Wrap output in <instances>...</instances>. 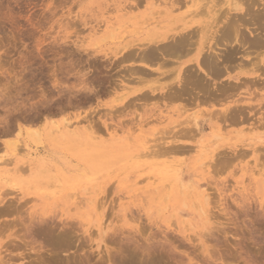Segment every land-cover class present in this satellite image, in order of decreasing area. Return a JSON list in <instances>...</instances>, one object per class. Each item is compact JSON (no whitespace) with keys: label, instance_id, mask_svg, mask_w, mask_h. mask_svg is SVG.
Segmentation results:
<instances>
[{"label":"rangeland","instance_id":"1","mask_svg":"<svg viewBox=\"0 0 264 264\" xmlns=\"http://www.w3.org/2000/svg\"><path fill=\"white\" fill-rule=\"evenodd\" d=\"M175 1L0 0L5 264H71L88 256L91 264H112L120 248L134 245L139 256L156 253L160 264H264V89L250 94L239 85L234 96L208 98L205 88L215 82L191 60L200 30L223 18L231 0ZM263 1L253 12L258 5L264 12ZM185 31L195 46L181 59L169 57L165 49ZM183 85L193 91L181 94ZM180 170L193 189L180 188ZM41 217L60 227L57 234L64 222H77L70 238L62 235L64 247L35 235Z\"/></svg>","mask_w":264,"mask_h":264},{"label":"bare ground","instance_id":"2","mask_svg":"<svg viewBox=\"0 0 264 264\" xmlns=\"http://www.w3.org/2000/svg\"><path fill=\"white\" fill-rule=\"evenodd\" d=\"M175 1V0H174ZM250 1V0H248ZM253 1V0H252ZM176 2V1H175ZM174 2V3H175ZM251 2V1H250ZM245 5V3L243 2V0H231V3L230 4V10L229 12H226L227 14L225 15L223 13V18H222V14L220 15H217L213 18V22L210 24V22H207L209 25L205 26L204 28H202L200 31H201V38L200 37H197L200 41H199V45L198 47L195 49L196 50V54H195V57L193 60H191V62H194L198 65L199 68L203 69L205 72H206V75L207 77L210 78L211 80V83L212 82H215L213 85L214 87L213 88H208L206 89L205 88V92L207 91L208 92V98L212 97L211 100L215 101L218 97V96H221V95H227V96H230V95H235L236 91H238L241 86L239 87V85H243L242 86V89L244 87V90L246 89L247 91L249 90L250 94H251V91L253 93V90L251 89H254V91H258V90H261L264 89V20L262 17V12L259 10V8L261 6H257V9H258V13L257 12H253V7L254 5H257L256 2L257 0H255V4L254 3H250ZM254 2V1H253ZM260 2V0H259ZM258 2V3H259ZM178 3V2H177ZM247 3V2H246ZM261 3H264L261 2ZM179 4V3H178ZM254 4V5H253ZM227 5V4H226ZM136 6V5H135ZM181 6V5H180ZM194 7H197L195 6V4L193 5ZM239 6V7H237ZM246 6V7H245ZM131 7V6H129ZM182 7V6H181ZM201 8V6H199ZM204 7V6H203ZM206 7V6H205ZM229 7V6H228ZM183 8V7H182ZM255 8V7H254ZM262 8H263V5H262ZM125 9V8H124ZM128 9V8H127ZM180 9V8H179ZM203 9V8H202ZM205 9V8H204ZM208 9V8H207ZM131 10V9H130ZM176 10V9H175ZM178 10V9H177ZM176 10V11H177ZM225 10V9H224ZM204 10H201V12L203 13ZM255 11V10H254ZM259 11L261 13H259ZM191 12V11H190ZM196 12V11H195ZM231 12H234V13H237V14H233ZM187 13V12H186ZM194 13V12H193ZM197 13V12H196ZM199 14V12H198ZM197 14V15H198ZM205 14V13H204ZM203 14V15H204ZM217 14V13H216ZM264 14V12H263ZM125 15V14H124ZM197 15H194L197 17ZM201 15V14H200ZM186 16H189V15H186ZM191 16V15H190ZM193 16V17H194ZM184 17V16H183ZM195 19V18H193ZM200 21V20H198ZM196 22V21H195ZM189 23H191L189 21ZM193 23H194V20H193ZM198 23V22H197ZM107 24H110L109 22H107ZM184 24V23H183ZM192 24V23H191ZM192 26V25H191ZM196 26V25H195ZM194 26V27H195ZM200 26V25H199ZM203 26V25H202ZM176 29V28H175ZM188 29V28H187ZM191 29V28H190ZM198 29V28H197ZM178 31H181V30H177ZM190 31V30H188ZM199 31V32H200ZM187 31H185L184 33L185 34H181L179 39L178 37L172 36L173 39H178L176 42H174V44L172 46H170L169 48L165 49L164 53L170 55L169 57H172L174 56V58H178V59H181L180 57L184 54V56H187L185 55L186 53H188L187 51H189L190 49L188 48H191V46H193L195 44V42L192 41V37L190 35H188V33H186ZM180 33H183V32H180ZM177 35V34H176ZM193 35V34H192ZM200 35V33H199ZM178 36V35H177ZM157 38V37H156ZM171 38V39H172ZM168 39V38H166ZM205 39H206V43H205ZM153 41V39H151ZM155 40V39H154ZM169 40V39H168ZM194 40H197V39H194ZM156 41V40H155ZM164 42V41H163ZM173 42V41H172ZM129 43V42H128ZM135 43V42H134ZM168 44V43H167ZM131 44H129L128 46H130ZM136 45V44H135ZM161 45V44H160ZM125 46V45H124ZM158 46V45H157ZM195 46V45H194ZM221 46H225L228 47V49H225L226 53L224 54H221L222 51L219 50V48ZM159 47V46H158ZM128 48V47H127ZM147 48V47H146ZM122 49V48H120ZM158 49V48H157ZM157 49L155 50V56L157 53ZM222 49V48H221ZM136 50V49H135ZM148 51H152V49H147ZM146 50V51H147ZM159 50V49H158ZM194 50V51H195ZM218 50L221 52H218ZM147 51V53H148ZM154 51V49H153ZM160 51V50H159ZM140 52V51H139ZM138 52V53H139ZM142 52V51H141ZM140 52V53H141ZM162 52V51H161ZM128 54V53H127ZM134 54V53H132ZM136 54V53H135ZM149 54V53H148ZM163 54V55H165ZM139 55V54H138ZM154 55H150L149 56H154ZM159 56H156L157 58H161V54L159 53L158 54ZM167 55V56H168ZM133 56V55H132ZM130 57V56H129ZM155 57V58H156ZM163 57V56H162ZM139 58H141L139 56ZM153 58V57H152ZM164 58V57H163ZM175 58V59H176ZM136 59V58H135ZM150 59V58H149ZM165 59V58H164ZM171 59V58H170ZM130 60V59H129ZM134 60V59H133ZM152 60V59H151ZM189 60V59H188ZM119 61V60H118ZM132 61V60H130ZM142 61V60H140ZM146 61V60H145ZM150 61V60H149ZM158 61V60H157ZM155 62V61H154ZM159 62V61H158ZM163 62V61H162ZM169 62V61H168ZM187 63V62H186ZM185 63V64H186ZM159 65H160V62H159ZM146 66V65H145ZM149 67V66H148ZM146 67V68H148ZM133 68V67H132ZM150 68V67H149ZM152 69V68H151ZM181 69V68H180ZM149 70V69H148ZM148 70L146 72H148ZM185 70V69H183ZM200 71V69H199ZM231 71H234L233 73ZM145 72V71H144ZM150 72V70H149ZM152 72V71H151ZM130 73V72H129ZM154 73V72H153ZM152 74V73H150ZM157 74V73H156ZM185 74V73H184ZM200 74V73H199ZM130 75V74H129ZM189 75V74H188ZM198 75V74H197ZM197 75H194V76H197ZM203 75V74H202ZM193 76V75H192ZM195 77H191V79H194ZM201 79V78H200ZM228 79L229 80H237L238 82H235V84H231V83H234V82H230L229 84L227 83L228 82ZM210 80H209V83H210ZM194 81L193 83H195V80H192ZM205 81V80H204ZM187 82V81H185ZM189 82V81H188ZM187 82V83H188ZM197 82V81H196ZM206 82V81H205ZM224 82H226L228 85L224 84ZM182 83V82H181ZM198 83L199 85L203 83V81L201 80V83L199 82L198 80ZM218 83L219 86H216V84ZM198 85V86H199ZM91 86V85H90ZM84 88V87H83ZM195 88V86H194ZM198 88V87H196ZM200 88V87H199ZM198 88V89H199ZM261 88V89H260ZM202 89V88H201ZM251 90V91H250ZM178 91H180L181 94H185L186 92H190V91H193L192 89L190 90L188 87L186 86H182L180 89L178 88ZM177 91V92H178ZM202 90H199V92L201 93ZM241 91V90H239ZM243 91V90H242ZM203 93H205L204 91H202ZM207 92L205 93L207 95ZM263 92V91H262ZM197 93V92H196ZM235 93V94H234ZM244 93V92H243ZM261 93V92H260ZM177 94V93H176ZM199 94V93H198ZM204 94V95H205ZM238 94V93H237ZM239 94H242L239 93ZM238 94V95H239ZM256 94V93H255ZM254 94V95H255ZM169 95V94H168ZM182 95V96H183ZM253 95V94H252ZM167 96V95H166ZM177 96V95H176ZM201 96V95H200ZM264 96V95H263ZM199 97V96H198ZM254 97V96H253ZM261 98V96H259ZM206 97L204 96V99ZM263 98V97H262ZM203 99V98H202ZM219 100L222 101V96L218 98ZM200 100V99H199ZM237 100V99H236ZM209 101V100H208ZM264 101V100H263ZM205 102H207V100L205 99ZM257 102V101H256ZM212 103V102H211ZM217 103V102H216ZM227 103V102H226ZM234 103V102H233ZM238 103V102H237ZM238 105V104H237ZM260 105V104H259ZM239 106V105H238ZM238 106H236V108H238ZM256 106V105H255ZM240 107V106H239ZM257 107V106H256ZM227 108V109H226ZM225 108V111H223L222 115H224V119L223 118H219V119H223L224 121H228L230 122L229 120H231V109H230V106L229 107H226ZM232 108V107H231ZM252 108H255V107H252ZM251 108V109H252ZM264 108V107H263ZM241 108H239L240 110ZM237 110V109H236ZM257 110V109H256ZM215 111V110H214ZM222 111V110H221ZM233 111H235L233 109ZM218 112V111H217ZM243 112V111H241ZM213 113V112H212ZM244 113V112H243ZM242 113V114H243ZM217 114V113H215ZM213 113V115H215ZM221 115V114H219ZM221 115V116H222ZM236 115V114H233V116ZM238 115V114H237ZM236 115V116H237ZM241 115V114H240ZM239 116V115H238ZM235 117V116H234ZM250 117V116H249ZM245 118V117H244ZM243 118V119H244ZM247 118V117H246ZM242 119V120H243ZM248 119V118H247ZM251 118H249L250 120ZM252 120V119H251ZM220 121V120H219ZM263 121V120H261ZM66 122V121H65ZM231 122H234V121H231ZM243 122V121H241ZM246 122V120H245ZM256 122V121H255ZM233 124V123H232ZM60 128V127H59ZM68 127H66L67 129ZM64 129V128H63ZM56 130V129H55ZM54 130V131H55ZM61 130V129H59ZM58 131V130H56ZM64 131V130H63ZM36 134V133H35ZM53 134V133H52ZM29 135V134H28ZM37 135V134H36ZM79 135V134H78ZM75 139V138H74ZM36 140H38L36 138ZM233 146V145H232ZM229 148V147H228ZM19 149V148H18ZM182 149V148H181ZM191 149V148H190ZM226 149V148H225ZM224 149V150H225ZM190 151V150H189ZM239 152V151H238ZM181 153V152H180ZM229 153V152H227ZM226 155V154H225ZM256 155V154H255ZM201 157V156H200ZM232 157V156H230ZM235 158V157H234ZM87 159V158H86ZM90 160V159H89ZM236 160V159H235ZM27 161V160H26ZM34 162V161H33ZM217 163V162H216ZM37 164V163H36ZM215 164V163H214ZM219 164V163H218ZM31 165V163H30ZM180 165V164H179ZM182 165V164H181ZM40 166V165H39ZM73 167V166H72ZM60 170V169H59ZM43 172V171H42ZM182 171L180 170L179 172L176 171V176L177 179L176 181L179 183L180 185V188H183L184 191H187L189 188H192L193 185H191V187L185 185L183 183V180L181 179L182 177ZM161 179V178H160ZM156 181V180H155ZM155 184V183H154ZM153 184V185H154ZM190 185V184H189ZM163 187V186H162ZM178 187V186H176ZM194 187V186H193ZM157 188V187H155ZM159 188V187H158ZM165 188V187H164ZM163 189V188H162ZM193 189V188H192ZM204 189V188H203ZM158 190V189H157ZM165 190V189H164ZM169 190V189H168ZM176 190V189H175ZM192 191V190H191ZM11 192V191H10ZM150 192V190H149ZM197 192V191H196ZM3 192H1L2 194ZM7 193V192H6ZM9 193V192H8ZM153 193V192H152ZM151 193V194H152ZM168 193V191L166 192ZM176 193V191H175ZM186 193V192H185ZM201 193V192H200ZM0 194V203L2 204L4 201H5V198L2 197V195ZM4 194V193H3ZM165 194V193H164ZM174 194V193H173ZM184 194V193H183ZM187 194V193H186ZM189 194V193H188ZM144 195V194H143ZM155 195V194H154ZM185 195V194H184ZM4 196V195H3ZM7 196V195H6ZM5 196V197H6ZM152 196V195H151ZM156 196V195H155ZM186 196V195H185ZM192 196V195H191ZM164 197V196H162ZM158 198V197H157ZM160 198V197H159ZM184 198V197H183ZM193 198V197H192ZM198 198V197H197ZM162 199V198H160ZM165 199V198H164ZM163 199V200H164ZM154 200V199H153ZM152 200V201H153ZM190 200V199H189ZM156 201V200H155ZM193 201V200H192ZM207 201V200H206ZM144 202V201H143ZM197 202V201H196ZM97 203V202H96ZM182 203H183V200H182ZM6 204V203H5ZM144 204V203H143ZM14 205V204H13ZM183 205V204H182ZM212 205V204H211ZM7 206V205H6ZM23 206V205H22ZM152 206V205H151ZM156 206V205H155ZM185 206H187L186 202H185ZM196 206V205H195ZM12 207H15V206H12ZM17 207V206H16ZM15 207V208H16ZM19 207V206H18ZM21 207V205H20ZM24 207V206H23ZM142 207V206H141ZM149 207V206H148ZM6 208V207H5ZM165 208V207H164ZM198 208V209H197ZM197 211L200 215V217H203L205 219V217L207 218V211L205 209V207L202 205V204H199L197 206ZM4 210V208H2ZM19 209V208H17ZM90 209V208H89ZM155 209V208H154ZM167 209V208H165ZM164 209V210H165ZM1 210V209H0ZM13 210V209H12ZM80 210V209H79ZM7 211V210H6ZM6 211H4V213H6ZM14 211V210H13ZM3 212V211H2ZM9 212V211H7ZM17 212V211H16ZM78 212V211H77ZM93 212V211H92ZM159 212V210H158ZM212 212V211H210ZM1 213V212H0ZM160 213V212H159ZM2 215H4L3 213H1ZM0 215V217L2 216ZM10 215H11V212H10ZM12 215H13V212H12ZM82 215V214H81ZM3 217V216H2ZM40 217V216H39ZM82 217V216H80ZM87 217V216H86ZM208 217H211L208 216ZM47 218V217H46ZM45 217H41L40 221L39 222V225H38V230H36L35 232V235L37 233V235L39 237H42L43 240L45 241L46 240V244H48L49 246H63V241H67V239H64L62 235H64V237H67L69 235H71L70 233H74L75 232V226H76V223L75 222V226L73 224H63V231L59 233L58 231V234H57V230H59L60 227H58L57 225H51L49 224V221L46 219ZM56 218V217H55ZM58 218V217H57ZM67 219V218H66ZM197 219V218H196ZM39 220V219H38ZM50 220V219H49ZM54 220V219H53ZM56 220V219H55ZM63 221V220H62ZM34 222V221H32ZM37 222V223H38ZM56 222V221H55ZM72 222V221H71ZM202 222V221H201ZM205 222V221H204ZM36 223V224H37ZM33 224V223H32ZM35 224V225H36ZM208 224V223H207ZM29 225H27L28 227ZM70 226V227H69ZM105 226V225H104ZM69 227V228H68ZM212 227V226H211ZM34 228V227H33ZM32 228V229H33ZM37 228V227H36ZM82 229V228H81ZM107 229V228H106ZM167 229V228H166ZM209 229V228H208ZM207 229V230H208ZM213 229V228H212ZM62 230V229H61ZM60 230V231H61ZM117 230V229H115ZM121 230V229H120ZM118 230V231H120ZM169 230V229H168ZM173 230V229H172ZM187 230V229H186ZM206 230V229H205ZM29 231V230H28ZM80 231V230H79ZM211 231V230H210ZM77 232V231H76ZM85 232V231H84ZM87 232V231H86ZM85 232V233H86ZM106 232V231H105ZM110 232V231H109ZM114 232V231H113ZM122 232V231H121ZM212 232V231H211ZM72 233V234H73ZM78 233V232H77ZM90 233V231H89ZM112 233V232H111ZM33 234V233H32ZM79 234V233H78ZM82 234V233H81ZM99 237H101L100 239V243H98V248H100V244L103 243V239L105 237H103V228L102 226L100 225L99 226ZM120 235V234H119ZM62 236V237H61ZM91 236V235H90ZM110 235H108L109 237ZM191 236V235H189ZM204 236V235H203ZM206 236V235H205ZM213 236V235H212ZM107 237V236H106ZM107 237V238H108ZM113 237V236H112ZM121 237V236H120ZM168 237V236H167ZM41 238V239H42ZM62 238L64 239L62 241ZM68 238V237H67ZM70 238V236H69ZM126 238H128L126 236ZM132 238V237H131ZM191 238V237H190ZM202 238V237H201ZM83 239V238H82ZM81 239V240H82ZM92 239V238H91ZM111 239V238H110ZM116 239V238H114ZM113 239V240H114ZM118 239V238H117ZM121 239V238H120ZM123 239V238H122ZM85 240V239H83ZM87 240V239H86ZM85 240V241H86ZM119 240V239H118ZM117 240V241H118ZM134 240V239H133ZM153 240V239H152ZM173 240V239H171ZM178 240V239H177ZM182 240V238H181ZM180 240V241H181ZM200 240V239H199ZM73 242V240H71ZM70 241V242H71ZM85 241H83V243H85ZM88 241V240H87ZM109 241V240H108ZM169 241V240H168ZM167 241V242H168ZM80 242V241H79ZM94 242V241H93ZM123 242V241H121ZM134 242V241H132ZM131 242V243H132ZM151 242V241H150ZM175 241H172V243H174ZM177 242V241H176ZM193 242V240H192ZM82 243V242H81ZM110 243V242H109ZM120 243V241H119ZM130 243V242H129ZM148 243V242H147ZM154 243V242H153ZM169 243V242H168ZM72 244V243H71ZM116 244V243H114ZM142 244V243H141ZM158 244V243H157ZM91 245V244H90ZM103 245V244H102ZM120 245V244H118ZM126 245V244H124ZM123 245V246H124ZM131 245H134V244H131ZM130 245V246H131ZM150 245V244H149ZM156 245V244H155ZM154 245V246H155ZM205 245V243H204ZM89 246V244H88ZM128 245H126L125 247H127ZM128 246V247H130ZM142 246V245H141ZM151 246V245H150ZM153 246V245H152ZM160 246V245H159ZM163 246V245H162ZM203 246V245H202ZM64 247V246H63ZM87 247V246H86ZM85 247V248H86ZM90 247V246H89ZM122 247V246H120ZM136 246L134 245L133 247V251H131L132 249L130 248L129 250L127 248H120L121 250L118 252L117 255H114L113 256V260H114V264H160V260L156 257V253L155 255L152 254H143L141 256L138 255L136 248ZM157 247V246H156ZM171 247V246H170ZM184 247V246H183ZM72 248V247H71ZM84 248V249H85ZM161 248V247H160ZM55 249V248H54ZM53 249V250H54ZM66 250V248H63V250ZM127 249V250H126ZM135 249V250H134ZM158 249V248H157ZM163 249V247H162ZM52 250V249H51ZM68 250V249H67ZM86 250V249H85ZM87 251V250H86ZM148 251V250H147ZM155 251L157 252L158 250L155 249ZM154 251V252H155ZM160 251V249H159ZM57 252V251H56ZM111 252V251H110ZM141 252V251H140ZM173 252V251H171ZM87 253V252H86ZM144 253V251H143ZM88 254V253H87ZM95 254V253H94ZM100 254V253H99ZM110 254V253H109ZM89 255V254H88ZM162 255V254H161ZM172 255V253H171ZM210 255V253H209ZM87 256V255H86ZM160 256V255H159ZM175 256V254H174ZM3 257V256H2ZM12 257V256H11ZM94 257V256H92ZM110 257V256H109ZM161 257V256H160ZM5 258V257H4ZM4 258H0V264H5V263H9V260H6L4 261ZM10 258V257H9ZM80 258V257H79ZM91 258V257H90ZM89 256L86 257V260H80L76 263L72 262L73 264H91V260H90ZM102 258V257H101ZM172 258V257H171ZM174 258V257H173ZM81 259V258H80ZM112 258H110V262ZM163 259V258H162ZM168 259V258H167ZM107 260V259H106ZM175 260V259H174ZM178 260V259H177ZM209 260V259H208ZM217 260V259H216ZM71 261V260H70ZM73 261V260H72ZM167 261V260H166ZM168 262V261H167ZM12 263V261L10 262ZM69 264V262H67ZM71 263V264H72ZM112 263V264H113ZM93 264V263H92ZM164 264V263H163ZM169 264H172V263H169Z\"/></svg>","mask_w":264,"mask_h":264},{"label":"snow or ice","instance_id":"3","mask_svg":"<svg viewBox=\"0 0 264 264\" xmlns=\"http://www.w3.org/2000/svg\"><path fill=\"white\" fill-rule=\"evenodd\" d=\"M237 7H239V6H237ZM32 26H33V28H34V30L36 31L37 34H41V32H40L41 26L40 25L33 24Z\"/></svg>","mask_w":264,"mask_h":264}]
</instances>
